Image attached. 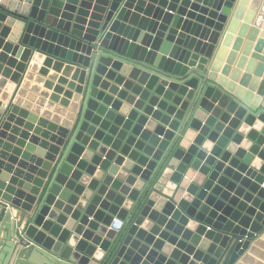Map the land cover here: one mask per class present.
<instances>
[{
	"label": "water",
	"instance_id": "obj_1",
	"mask_svg": "<svg viewBox=\"0 0 264 264\" xmlns=\"http://www.w3.org/2000/svg\"><path fill=\"white\" fill-rule=\"evenodd\" d=\"M263 230L264 0H0V264H234Z\"/></svg>",
	"mask_w": 264,
	"mask_h": 264
},
{
	"label": "crops",
	"instance_id": "obj_2",
	"mask_svg": "<svg viewBox=\"0 0 264 264\" xmlns=\"http://www.w3.org/2000/svg\"><path fill=\"white\" fill-rule=\"evenodd\" d=\"M234 264H264V230L255 237L250 248Z\"/></svg>",
	"mask_w": 264,
	"mask_h": 264
}]
</instances>
